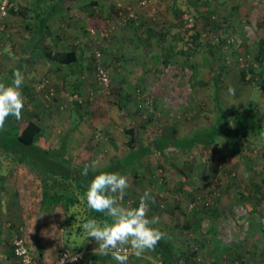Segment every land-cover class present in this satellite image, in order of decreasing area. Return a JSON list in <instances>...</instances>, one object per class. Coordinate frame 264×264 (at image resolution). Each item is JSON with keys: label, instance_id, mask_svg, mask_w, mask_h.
<instances>
[{"label": "rangeland", "instance_id": "obj_1", "mask_svg": "<svg viewBox=\"0 0 264 264\" xmlns=\"http://www.w3.org/2000/svg\"><path fill=\"white\" fill-rule=\"evenodd\" d=\"M10 2L8 14L0 21V55L5 52L1 46L11 43L15 31L10 16L25 17V26L33 20L26 5L31 0ZM122 7V13L132 11L134 17L123 20V14L114 13L115 21L102 28L108 34L91 37L85 66L77 68L76 75L71 73V78L75 75L81 80L79 86L59 84L54 80H59L55 66L42 71L40 58L35 62L31 79L42 104L39 113L50 117L49 112L55 111L60 122L50 130L47 144L55 147L65 137L72 142L68 155L73 162L97 168L127 152L125 129L130 126L143 143L153 136L180 138L214 123L216 102L228 121L231 109L249 100L264 106V87L240 79L242 68L250 69L247 76L264 72V63L258 58L264 39V0H155L148 4L137 0ZM60 22L59 18L52 21L56 30ZM27 29L22 31L23 42L29 37ZM63 46L54 45L57 50ZM28 52L23 49L11 54L25 59ZM31 54L37 58L42 53ZM2 56L0 59H6ZM100 63L109 73L107 86L96 79ZM229 86L234 89L231 94ZM50 90L52 94L46 97ZM72 93L79 96L69 101ZM73 120L82 123L70 132ZM40 122L47 126L43 119ZM66 132H70L67 137ZM8 157L0 150V159ZM6 160H0L1 169L23 166ZM120 173L130 183L122 203L135 207L149 191L148 216L159 217L156 226L167 233L181 257L195 250L198 260L211 264L208 252L214 236L239 251L251 252L255 245L261 251L260 257L248 258L229 252L227 260L219 264H264V139L260 141L258 135L250 133L231 141L216 136L214 144H195L188 149L168 146L164 153L153 149L139 165ZM197 195L213 199L212 205L203 201L192 204ZM72 210H77L72 225L82 231L76 242L83 244L91 239H86L82 228L87 203L81 199ZM93 259L94 264H117L110 255L94 253ZM128 264L162 262L158 255L146 252L141 258L130 256Z\"/></svg>", "mask_w": 264, "mask_h": 264}, {"label": "crops", "instance_id": "obj_2", "mask_svg": "<svg viewBox=\"0 0 264 264\" xmlns=\"http://www.w3.org/2000/svg\"><path fill=\"white\" fill-rule=\"evenodd\" d=\"M88 1L89 0H31V3L26 4L29 6L27 7L28 11L32 14L33 20L30 21L32 23H34L37 19L35 9L41 10V12H44L45 15L47 9L52 4H55L53 8L54 13L46 19L44 23L46 24V27H43L42 38L38 39V43L33 41L34 38L32 37V30L29 26V24L32 23H26L25 26V23H23L25 17L19 18L16 15H11L9 18V23L11 26H15L13 28L15 31L12 32L11 43L5 42V44L1 46L2 52L5 50L4 55L6 56V59H0V82H4L6 84L11 83L13 79V71L15 69H20L24 73L25 82L22 86L24 109L22 116L34 117L36 119L38 124L41 126V132L43 133L42 135L44 140L48 139L47 136L49 135L50 130L54 129L60 122L57 119V113H55V111L49 112L50 117L47 116L48 113L44 115L39 113L42 109V104L40 103V99L36 97L38 95L34 93L31 79V74H33L35 69V62L40 58V61L44 66L40 68L42 71H49L52 66H55L56 72L59 75V80L57 78H54V80L58 81L59 84L64 86L66 85L65 87L71 85V83V86H79L77 82H79L80 79L77 80L75 75L78 72L77 68L85 66L87 49L89 44L92 43L91 37L96 38L95 36H98L100 33L108 34L106 31L102 32L103 27H90L88 24V20L90 19L88 17L89 11L95 10L98 11L97 13L106 16L108 18L107 25H109L111 22L115 21L113 19V14L124 10L122 6H127L128 3L133 4V2H137V0H94V2L89 1L90 3ZM20 2L26 3V1ZM29 12L28 14L30 15ZM58 18L61 19V22L60 26H58L59 28L56 30L52 25V21ZM26 20H28V18ZM68 20L70 21V24L67 23ZM41 25L42 24H40V26ZM25 27L28 28L29 37L27 41L23 42L24 37L22 35V31H24ZM53 40L56 41L55 43H57L58 48L61 47V45H64L61 50L65 51L74 49L77 60L72 63H63L55 58H51L50 56L48 57V52L53 53L57 50V47H54L55 43L52 42ZM76 41H78V44H75L77 43ZM48 47L51 50H49ZM23 49H27L29 51L27 53V58L22 59V57L19 59L17 56H12V51ZM31 52H33V54H42L36 58L31 54ZM2 55L3 53L0 57ZM71 73H75L72 78ZM64 82L65 84H63ZM80 87L85 88V85L80 84ZM73 108L74 107L71 106L69 111ZM259 108L264 109V106L260 105ZM39 114L43 115L41 119L38 118ZM62 115L64 116L63 112L61 116ZM42 119L45 122V125H47L45 128L40 122ZM74 121L76 120H73V122ZM78 121L79 120H77V122ZM81 123L82 121L79 125ZM67 124H65V126H67ZM77 125L74 127L71 126L69 131H75ZM69 133H67L66 137ZM252 134L255 135L256 133ZM256 135H258V139L260 141L264 139V133ZM66 139L67 138H65V145L68 154L69 147L72 146V142L70 143V140L67 141ZM44 142L46 143V141ZM7 156H10L8 157L9 159L0 160H6L7 163L16 161L14 156ZM143 158L137 165L142 162ZM115 159L117 158L114 157V159L109 162ZM20 165L23 166L20 168L18 167L17 169L13 168L11 165V167L9 166L6 169L0 168V264H19L12 249L13 226L16 225L23 226V237L25 238L27 246L29 247L36 264H51L62 248L67 247L69 243H74L71 246H75L78 233L73 231L71 234H67L68 236H66L64 228L66 213L63 204L58 203L55 205H43L41 203L42 187L39 177L34 171L28 169L27 165L23 163H20L19 166ZM80 242L78 243V249L81 246L85 247L86 244V241L83 242V244ZM254 247H256L253 250L254 252H250V250L239 251L235 247H232L231 253L237 251L236 255L239 258L254 256L260 257L261 251H258L257 245ZM74 248L77 249V247ZM91 251L87 252V264H94L96 261L93 259V249Z\"/></svg>", "mask_w": 264, "mask_h": 264}, {"label": "trees", "instance_id": "obj_3", "mask_svg": "<svg viewBox=\"0 0 264 264\" xmlns=\"http://www.w3.org/2000/svg\"><path fill=\"white\" fill-rule=\"evenodd\" d=\"M89 1L94 2V0ZM54 5L52 4L47 9L45 15L41 10L35 9L37 19L34 23L30 22L32 24H29V26L32 30L33 41H36V43L39 42V38H42V30L43 27H46V24H44L46 19L54 13ZM97 12L95 10L89 11L88 17L90 19L88 20V24L90 27H103L108 22L106 16ZM40 24L42 25L40 26ZM48 53V57L50 56L63 63H72L77 60L74 49L65 51L57 50L53 53ZM263 57L264 39L259 44L258 58L261 63H264ZM240 70V79L242 82L254 83L260 87H264L263 71L258 72V76L254 77L253 75L247 76V72L250 69L242 68ZM119 107H122L121 103H119ZM216 110L215 122L208 127L194 130L190 136L180 138L153 136L146 143H143L137 140L136 130L132 126L126 128L125 132L129 135L127 139L128 151L120 158L102 167L95 168V171L90 168L87 176L81 175L85 165L73 162L67 154L65 137L55 147L45 143L44 141L47 140L43 139L41 126L34 117L22 116V119L17 120L14 116H10L4 128L0 130V150L7 155L14 156L16 161L27 165L37 174L42 187L41 203L43 205L63 204L66 213L64 221L66 236L73 231L80 234L82 232H79L80 227H73L72 225L71 220L75 218L77 212V210H72V206L79 203L81 199L86 202L87 187L99 172L126 171L136 166L153 149L164 153L165 148L168 146L188 149L195 144L202 146L214 144L216 136H222L231 141L236 137L247 136L250 133H264V109L259 108L253 100H249L242 107L232 108L229 118L230 121H228V117H226L225 111L219 102H216ZM77 123V121H74L72 127L76 126ZM91 218L103 221L105 216L102 213H97L89 209L87 206L84 221ZM210 240L211 243L208 253L211 264H219L218 261L221 260L226 261L227 257H229L227 253L232 252V247L220 243L214 236ZM75 246L78 249V242H76ZM83 248L81 246L79 249ZM148 252L158 255L162 264H204L198 260L196 255L197 251L195 250L188 251L185 257H181L167 238L162 239L154 251Z\"/></svg>", "mask_w": 264, "mask_h": 264}, {"label": "clouds", "instance_id": "obj_4", "mask_svg": "<svg viewBox=\"0 0 264 264\" xmlns=\"http://www.w3.org/2000/svg\"><path fill=\"white\" fill-rule=\"evenodd\" d=\"M25 75L20 69L13 71L12 82H0V130H2L10 116L17 120L22 119L24 97L22 86ZM234 89L229 86V93ZM93 165H85L81 175L87 176ZM130 187L129 178L120 172L101 171L90 181L86 190V202L89 209L102 213L103 221L96 218L88 219L82 228L89 238L96 241L98 247L94 248L95 254L100 256L110 255L117 264H128L129 257L141 258L148 251H154L162 239L167 238V233L156 225L159 217L148 216L149 200L151 193L145 191L135 207L125 206L122 203L125 190ZM69 246L59 264H72L82 256Z\"/></svg>", "mask_w": 264, "mask_h": 264}, {"label": "built area", "instance_id": "obj_5", "mask_svg": "<svg viewBox=\"0 0 264 264\" xmlns=\"http://www.w3.org/2000/svg\"><path fill=\"white\" fill-rule=\"evenodd\" d=\"M155 0H140L141 4H148L149 2H153ZM11 5L10 0H0V21L8 14V9ZM123 11V10H122ZM120 11L119 13L123 14L122 19H128L134 17V13L132 11H129L127 15L122 13ZM186 16V15H185ZM187 17V16H186ZM97 56L100 55V52L96 53ZM96 79L97 82L100 84L107 86L110 81L109 73L104 64H97L96 65ZM52 94V91H46L45 96L50 97ZM77 93H72L68 95L69 101L76 99ZM63 105H66L65 103ZM216 196V193L214 194V197ZM204 203V205H212L213 199L205 197L202 198L201 195H197L196 198L194 199L193 203L194 205L199 204L200 202ZM23 226L22 225H16L13 226V238H12V249L14 255L17 257L19 264H36L33 255L30 252L29 247L27 246V243L25 241V238L23 237ZM98 247L96 244V241H93L89 239L85 247L83 249H71L75 253H80L82 254L81 258L75 262H72V264H87L88 259H87V252L91 251L92 249ZM69 251V248L64 247L62 248L56 257L53 259L51 264H59L60 259L64 257L65 253ZM67 264V262H66Z\"/></svg>", "mask_w": 264, "mask_h": 264}]
</instances>
